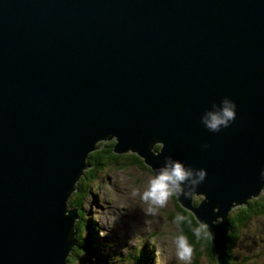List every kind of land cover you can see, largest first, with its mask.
Returning a JSON list of instances; mask_svg holds the SVG:
<instances>
[{"label": "water", "instance_id": "obj_1", "mask_svg": "<svg viewBox=\"0 0 264 264\" xmlns=\"http://www.w3.org/2000/svg\"><path fill=\"white\" fill-rule=\"evenodd\" d=\"M108 140L205 171L175 200L229 264V212L264 196V0H0V264L67 263L68 201Z\"/></svg>", "mask_w": 264, "mask_h": 264}, {"label": "rangeland", "instance_id": "obj_2", "mask_svg": "<svg viewBox=\"0 0 264 264\" xmlns=\"http://www.w3.org/2000/svg\"><path fill=\"white\" fill-rule=\"evenodd\" d=\"M85 172L87 180L83 184L82 212L78 219L86 245L73 264H178L172 244L178 231L172 222L177 214L173 196L154 215H147V205L140 201L139 196L131 195L133 189L142 192L147 187L153 174L151 171L128 163L122 169L113 165L94 169L90 164ZM260 196L263 194L252 199ZM200 198L194 196L197 202ZM101 232H106V235H100ZM194 255L192 249L191 263ZM232 257L234 264H264L262 216L251 217L239 229ZM199 261L211 264L204 253Z\"/></svg>", "mask_w": 264, "mask_h": 264}, {"label": "clouds", "instance_id": "obj_3", "mask_svg": "<svg viewBox=\"0 0 264 264\" xmlns=\"http://www.w3.org/2000/svg\"><path fill=\"white\" fill-rule=\"evenodd\" d=\"M235 108V103L228 97H224L219 101V105L213 104L211 110H206L203 113L200 123L209 132H219L232 123L235 117ZM206 147L207 145H201V148ZM205 174L203 169H192L180 161L165 157L162 165L154 170L147 182V187L142 192L133 189L131 195L139 196L140 201L147 205L145 214L154 215L158 208L165 206L169 197L191 195L204 180ZM260 177L264 179V169L261 170ZM172 222L178 229L172 239L175 259L178 264H191L192 246L181 227L187 222L186 217L177 213ZM207 227L206 223L198 221L197 226L191 229L192 235L197 239L202 232L209 235ZM100 235H106V232H101Z\"/></svg>", "mask_w": 264, "mask_h": 264}, {"label": "trees", "instance_id": "obj_4", "mask_svg": "<svg viewBox=\"0 0 264 264\" xmlns=\"http://www.w3.org/2000/svg\"><path fill=\"white\" fill-rule=\"evenodd\" d=\"M114 142H107L104 145H101V147L94 152H92L88 157V164H93V168L96 169L98 167L102 166H115L118 169H122L126 167V165L129 163L130 165H138L140 167H144L150 171L148 167H146L142 160L137 157L134 154H123V155H116L112 151V145ZM120 160H123L122 162ZM86 173L84 172V175L79 179V181L76 184V190L74 193H72L70 200L68 201L69 208H76L78 217L81 216L82 207V195L81 193L85 190L84 187V181L86 179ZM172 199L174 200V203L176 204V210L177 213H180L186 217L187 222L182 224V229L185 235L188 237L189 243L192 246V249L194 250V260L191 264H202L199 261L200 256L204 253L206 257L208 258V261L211 264H215L216 259L213 251V247L210 243L209 235L206 233H201L200 237L197 239L192 235L191 229L195 226H197V221L194 219L191 213L183 210L178 203L175 200V196L173 195ZM195 202H197L195 200ZM262 216L264 218V196H260V198L257 199H251L248 201L246 206H242L237 209H233L228 216L229 223L231 225V231L229 232V242L227 244V254L229 255V264H234L232 262V248L234 247V239L236 238V234L239 233V229L244 227L251 217L254 216ZM75 235L74 239L76 241V245L72 248L68 259L67 264H73L74 260L80 258V255L82 252H84L83 248L86 245V241L83 240L81 236V225L79 223V219L76 221L75 224Z\"/></svg>", "mask_w": 264, "mask_h": 264}]
</instances>
